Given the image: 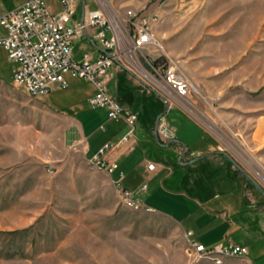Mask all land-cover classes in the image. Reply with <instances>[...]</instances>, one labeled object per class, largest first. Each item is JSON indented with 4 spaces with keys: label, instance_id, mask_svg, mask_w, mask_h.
Masks as SVG:
<instances>
[{
    "label": "rangeland",
    "instance_id": "obj_1",
    "mask_svg": "<svg viewBox=\"0 0 264 264\" xmlns=\"http://www.w3.org/2000/svg\"><path fill=\"white\" fill-rule=\"evenodd\" d=\"M43 1L54 11L60 7V0ZM124 1L114 3L122 14L146 9L160 21L156 36L163 50L135 53L134 64L149 72L146 59L172 65L192 82L203 124L245 171L240 175L248 201L264 212V0H147L140 6L136 2L144 0ZM13 68L0 47V76L6 82L0 78V264H216L188 255V241L176 222L124 202L118 183L74 142L73 127L51 105L56 98L72 103L85 97L88 84L68 76L67 90L35 98L12 82ZM153 95L151 100L158 99ZM144 103L141 118L151 133L143 145L145 157L162 162L170 152L152 135L167 103L161 98L160 114L151 101ZM88 104L87 114L78 119L90 117L94 128L97 117L102 121L107 114ZM168 129L175 135L171 123ZM174 172V181L180 182L181 174ZM189 177L197 185L205 182L200 175ZM216 180L206 184L209 197L219 191ZM165 188L180 191L168 184ZM187 196L199 200L203 195L194 191ZM248 230L236 235L235 242L248 246L245 257L251 263L264 264V235L254 237ZM222 264L250 263L227 256Z\"/></svg>",
    "mask_w": 264,
    "mask_h": 264
},
{
    "label": "crops",
    "instance_id": "obj_2",
    "mask_svg": "<svg viewBox=\"0 0 264 264\" xmlns=\"http://www.w3.org/2000/svg\"><path fill=\"white\" fill-rule=\"evenodd\" d=\"M132 1L125 0L124 4H130ZM146 1H137L136 5H143ZM25 2L26 0H0V15L20 7ZM59 3L60 7L56 8L55 11L50 7L53 13L62 12L63 6L61 2ZM83 3L90 9L98 7L93 0H83ZM92 6L93 8H91ZM83 12L84 8L80 2L76 18L80 19ZM1 28L3 29V27ZM4 34L5 30L3 29L2 36ZM89 47L92 48V51H88ZM150 51H152V48H149V51L146 52ZM86 52L93 57H97L101 51L92 39L91 41L76 40L73 49L75 58L81 59ZM119 67L122 66L119 65ZM114 68L109 89L112 86V93L119 102L138 115L133 136L120 146H117V144L123 141V138L130 131L125 120L113 121L107 119L108 113L104 109L102 110H104V115L107 114V117L102 121L97 117L98 120L94 128L90 117L84 118L82 121L78 119L87 114L84 103H89L91 110H97L93 109L90 103L95 94V88L90 83L82 80L90 86V91L85 94V97L72 103H68L62 98H56L51 105L54 111L61 113L64 122L73 127L70 135L73 137L74 142L82 144L87 158L95 157L106 144L117 141L102 156L103 160L118 164V168L109 174L111 179L123 188L133 192H138L144 185H147V190L141 193V198L146 196L144 202L154 209V212L173 220L179 225L188 241L189 248V240H195L208 247L219 244H238L248 248L246 244L235 242L237 241L236 235L242 231L247 232L248 229L251 230V236L260 237V234L264 235V212L256 210L249 203L246 195L247 183L242 181L240 175L242 170L235 165V160L231 159L232 157L225 152L219 140L203 124L200 117L201 106L197 100L192 99L193 96L177 97L167 103L163 96L137 77L135 73L125 67L122 68L130 73H122L121 69L116 68L114 70ZM0 78L5 82L1 76ZM54 89L62 90L60 88ZM154 93L158 95V99H155V101L151 100ZM49 94L46 96L48 97ZM161 98L167 103L166 112L161 116L165 118L169 128L171 123L175 138L170 141L166 137L158 135L156 126L153 127V133H155L152 137L161 146L168 147L170 152L168 156L162 155L164 158L162 162L154 163L145 157L146 152L143 145L144 142L149 140L151 133L148 132V129L147 131L144 130L147 126L141 118V113L145 110L144 101L148 99L151 101L152 110L155 107L157 113L160 114L162 112L160 110ZM179 129L182 131L180 134H178ZM100 132H103V135L99 136L98 133ZM149 163L155 164L154 170L148 169ZM174 169L178 170L182 176L180 182L173 179L175 176ZM190 173L200 175L205 182L197 185L189 177ZM122 175L123 178H121ZM225 177L230 179V182H227ZM212 179H217L216 184H218L219 191L217 190L216 194L209 197L205 189L207 182ZM167 184L172 188L180 189V191H167L165 188ZM194 191H199L203 196L199 200L197 198L190 199L187 193ZM225 197L228 201L224 199ZM219 200L221 201L218 202ZM240 216H243L244 220H240ZM239 220L243 223H250V225L247 224L248 227L246 224L241 226ZM189 232L192 233L191 236H188ZM243 258L253 264L246 257Z\"/></svg>",
    "mask_w": 264,
    "mask_h": 264
},
{
    "label": "built area",
    "instance_id": "obj_3",
    "mask_svg": "<svg viewBox=\"0 0 264 264\" xmlns=\"http://www.w3.org/2000/svg\"><path fill=\"white\" fill-rule=\"evenodd\" d=\"M93 1L98 7L90 9L82 3L84 12L77 19L80 0H60L63 6L60 13H53L43 0H26L20 7L0 15V26L5 30L4 36L0 38V46L15 64L12 73L14 84L35 98L48 95L54 88L67 89L68 76L90 83L95 88V94L90 100L92 108L106 110L110 120H125L130 128L123 141L117 144L120 146L133 136L138 115L123 106L109 91L116 64L148 79L153 89L158 90L167 103L177 97H191L195 87L175 66L159 65L156 61L151 63L146 59L148 69L151 70L149 72L134 64L135 53H144L149 48L163 50L156 36L159 24L156 12L130 8L122 14L114 7L115 0ZM167 1L178 3L183 0ZM91 39L101 52L97 57L86 52L81 59H76L73 53L74 42ZM168 130L165 118L162 117L156 126L157 134L173 141L174 134ZM112 147V144H106L92 158L99 160V169L109 174L118 168V164L109 163L102 156ZM148 169L154 170L155 164L149 163ZM118 187L124 202H134V205L144 206L154 212L141 198L147 185L138 192L129 191L120 184ZM191 234L189 232L188 236ZM189 241L188 255L198 261L200 255H209L215 259L217 255L245 257L249 254L247 247L238 244L208 247L195 240Z\"/></svg>",
    "mask_w": 264,
    "mask_h": 264
},
{
    "label": "bare ground",
    "instance_id": "obj_4",
    "mask_svg": "<svg viewBox=\"0 0 264 264\" xmlns=\"http://www.w3.org/2000/svg\"><path fill=\"white\" fill-rule=\"evenodd\" d=\"M159 22H160V21H159ZM27 93H28L30 96L33 97V95L30 94V92H27ZM95 162H97V163H96V166L99 168V160H95ZM128 203H129V205H131V207H132L133 209H135V210H144V211L150 212V211L148 210V208H146V207H144V206L134 205V202H128ZM188 251H190V248L187 250V253H188ZM227 256H229V257H238V255H217V257H215V259H214V258H211V256H209V255H200V256H199V260H202V259H210V260L214 261V263H216V264H222L224 258L227 257Z\"/></svg>",
    "mask_w": 264,
    "mask_h": 264
},
{
    "label": "water",
    "instance_id": "obj_5",
    "mask_svg": "<svg viewBox=\"0 0 264 264\" xmlns=\"http://www.w3.org/2000/svg\"><path fill=\"white\" fill-rule=\"evenodd\" d=\"M81 1V3H83V0H80ZM232 159V158H231ZM234 161V160H233ZM234 163H235V165L240 169V170H242L244 173H245V171L234 161Z\"/></svg>",
    "mask_w": 264,
    "mask_h": 264
}]
</instances>
